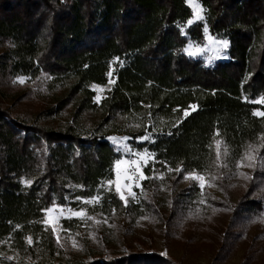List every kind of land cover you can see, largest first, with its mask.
Returning a JSON list of instances; mask_svg holds the SVG:
<instances>
[{
  "label": "trees",
  "instance_id": "trees-1",
  "mask_svg": "<svg viewBox=\"0 0 264 264\" xmlns=\"http://www.w3.org/2000/svg\"><path fill=\"white\" fill-rule=\"evenodd\" d=\"M197 1L204 19L188 24L194 17L188 0H0V42L8 47L0 55V264H174L156 253L76 261L60 250L46 210L65 205L71 186L91 197L121 153L73 124L56 130L12 119L3 102L18 100L7 90L17 77L47 74L72 82L55 110L71 103L79 112L92 110L90 86L106 84L110 63L119 60L101 109L107 119L155 120L154 142L137 145L155 154L156 166L215 172V140L239 160L249 145L264 143V118L253 115L264 105L249 102L264 97V0ZM205 27L229 44L214 66L185 52L190 42L205 45ZM106 204L122 206L115 193ZM251 208L262 209L243 200L236 215L245 220Z\"/></svg>",
  "mask_w": 264,
  "mask_h": 264
},
{
  "label": "rangeland",
  "instance_id": "rangeland-1",
  "mask_svg": "<svg viewBox=\"0 0 264 264\" xmlns=\"http://www.w3.org/2000/svg\"><path fill=\"white\" fill-rule=\"evenodd\" d=\"M193 2L198 4L197 0ZM199 14L204 19L203 10ZM222 42L206 32L203 47L190 42L185 52L192 58L204 59L206 66H214L226 59L229 44L225 48ZM7 50L8 47L0 42V55ZM119 64V60L110 63L111 75L106 84L90 86L95 106L84 112L74 109L73 103L60 111L55 110L58 109L57 99L68 94V85L72 82L56 80L47 74L23 77L25 82L22 84L18 82L21 77H17V85L7 89L16 92L18 98L3 102V109L12 119L56 130L73 124L85 138L98 136L109 140L116 148L119 144L132 149V152L124 147L119 150L121 163L115 162L110 177L102 180L91 196L99 197V203H82L91 197L79 196L80 187L71 186L66 204H54L49 208L53 211H46L44 221L55 229L56 239L59 237L58 248L73 260L88 262L130 254L161 255L166 251L167 255L161 256L174 264H264V165L257 161L255 168L237 167L240 159L235 161L229 154L222 155L227 167L215 166V172L206 174L209 179L218 177L211 180L214 186L206 184L201 190L197 182L184 179L185 171L177 173L169 171L172 168L162 169L155 165L154 158L135 155L143 154L145 149L151 153L137 144L149 142L140 139L148 133L152 134V140L155 139V120L152 118L148 122L146 117L138 114L107 119L101 104L116 82ZM111 138H115V142ZM241 173L251 179H245ZM126 177L136 197H129L127 206L121 201L119 209L109 207L106 204L108 194L115 193L119 198L115 192L117 184L127 192ZM109 180L113 181L112 190L106 184L101 187ZM23 183L29 185L25 180ZM251 183L256 187L248 195ZM243 200L257 201L262 209L251 208L248 214L244 213L248 220L239 218L235 211ZM69 209H84L86 215L94 219L73 216ZM238 209L248 210L245 206ZM12 259L20 261L19 258Z\"/></svg>",
  "mask_w": 264,
  "mask_h": 264
},
{
  "label": "snow or ice",
  "instance_id": "snow-or-ice-1",
  "mask_svg": "<svg viewBox=\"0 0 264 264\" xmlns=\"http://www.w3.org/2000/svg\"><path fill=\"white\" fill-rule=\"evenodd\" d=\"M188 2L190 4V6H192L194 8V20H189L187 23L188 24H192V23L195 22V20H202L203 16L199 14L202 11L200 6L198 4H195L193 2V0H188ZM205 32H207V27H205ZM222 43H223V46L226 48L227 45H228V42L227 41H223ZM109 75H111V73H109ZM18 82L21 83V84L24 83L25 82L24 78L23 77L19 78ZM93 87L95 88V86H93ZM245 99L247 100V98H245ZM249 102L264 104V97H262L261 99L256 100V101H249ZM185 114L187 115V113H185ZM253 115H255L257 117L264 118V111L256 110V111L253 112ZM171 134H172L171 132L168 133V135H171ZM215 135L219 136L220 135L219 131H217ZM111 139H113V141L115 142V138H111ZM125 139H127V138H125ZM140 139L147 140L149 142H154L152 140V134L151 133H148L147 135L141 137ZM259 139L262 142H264V134H262ZM222 144H223L222 140H215V160H214V164H215V166L217 168L227 167V164L224 163L223 160H222V155L223 156H227L228 150H227V147H223V149H222ZM121 147L127 148L128 152H132V149L128 148L127 145H119V144H117V150L118 151L121 149ZM209 147L211 148L212 145H209ZM261 148H264V143H261L259 146L255 147V148H253V146L249 145V151H246L244 153V155L240 158V160L237 161V167L255 168L256 164H257V161H259L262 165H264V156L260 155V149ZM135 155H137V156H142L143 155V156L152 157V158H154V156H155L154 153H148L146 149H145V152L143 154L135 153ZM245 161H247V163H245ZM120 163H121V161H119V160L116 162L117 165H119ZM169 171H176L177 173H179V172L184 171V170L178 167L176 169H169ZM241 175L245 179H251V177H249L246 173H241ZM140 178H146V177H142L141 176ZM162 178L163 177H161V179ZM217 178L218 177H211L209 179V177L206 174L198 173L195 169H193L192 171L185 172V175H184V179L185 180H191V181L197 182L198 186L200 187L201 190L204 189L206 184L208 186H214V185L211 184V180L212 179H217ZM125 179H126L125 188L127 189V192L125 193V191L121 189L119 184H117L115 186V192L119 195L120 200L124 202L125 206H127L128 198L129 197L135 198L136 197V193L134 191H132L131 188L127 184V180L129 178L126 177ZM26 183L30 184L31 181H26ZM105 184L109 187V190H112L111 186L113 185V181H111V180L106 181V182L101 184V187H104ZM137 186H139V185H137ZM76 199L77 200H82L81 197H77ZM99 202H100V198L99 197H91L89 199L82 200V203H84V204H97ZM46 211L47 212H51V211H53V209H47ZM61 211H63V210H61ZM69 212H71L73 216L80 217L81 219H88V220L94 219V217L87 216L86 215V211L84 209H81L79 211H74L72 209H69ZM69 218H71V217H69ZM44 222L48 223L47 220H45ZM104 222L106 223L107 221L105 220ZM97 223H99V221H97ZM54 230L55 229L53 228V231ZM27 241H28L29 244H31L32 243V238L28 237ZM57 243L59 244V237L57 238ZM73 246L74 247L76 246L75 240H73ZM161 255H167V252L165 251V252L161 253ZM7 259H12V257H7Z\"/></svg>",
  "mask_w": 264,
  "mask_h": 264
},
{
  "label": "built area",
  "instance_id": "built-area-1",
  "mask_svg": "<svg viewBox=\"0 0 264 264\" xmlns=\"http://www.w3.org/2000/svg\"><path fill=\"white\" fill-rule=\"evenodd\" d=\"M203 61H204V59H203ZM204 64H205V62H204Z\"/></svg>",
  "mask_w": 264,
  "mask_h": 264
}]
</instances>
